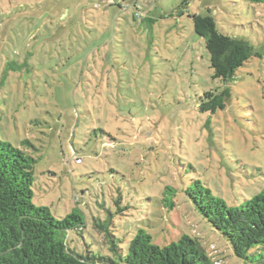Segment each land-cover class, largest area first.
<instances>
[{"label": "rangeland", "instance_id": "374dc122", "mask_svg": "<svg viewBox=\"0 0 264 264\" xmlns=\"http://www.w3.org/2000/svg\"><path fill=\"white\" fill-rule=\"evenodd\" d=\"M190 13L260 55L214 78ZM226 86L223 108L200 109ZM0 139L36 160L35 205L82 213L71 248L100 252L93 219L111 215L123 243L183 233L214 264H246L185 189L239 206L264 188V0H0Z\"/></svg>", "mask_w": 264, "mask_h": 264}, {"label": "trees", "instance_id": "16d2710c", "mask_svg": "<svg viewBox=\"0 0 264 264\" xmlns=\"http://www.w3.org/2000/svg\"><path fill=\"white\" fill-rule=\"evenodd\" d=\"M188 1L182 0L183 4ZM133 5L139 14V5ZM189 16L194 32L204 41L214 78L230 81L237 68L260 55L244 37L219 30L211 14ZM229 95L227 86L216 93L206 91L200 109L223 108ZM35 161L0 139V264H214L199 240L183 233L159 245L144 228L136 227L123 243L124 238L112 229L111 215L93 219L100 252L71 248L67 233L82 232L83 215L74 209L57 218L48 207L33 203ZM185 193L199 214L226 238L236 257L246 264H264V188L239 206H228L199 180H193ZM174 205L173 200L165 204L171 210Z\"/></svg>", "mask_w": 264, "mask_h": 264}, {"label": "built area", "instance_id": "2783aa9c", "mask_svg": "<svg viewBox=\"0 0 264 264\" xmlns=\"http://www.w3.org/2000/svg\"><path fill=\"white\" fill-rule=\"evenodd\" d=\"M77 161H79V159H77Z\"/></svg>", "mask_w": 264, "mask_h": 264}]
</instances>
